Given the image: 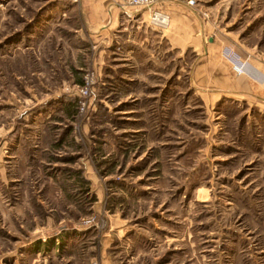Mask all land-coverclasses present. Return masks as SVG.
<instances>
[{"label":"rangeland","instance_id":"374dc122","mask_svg":"<svg viewBox=\"0 0 264 264\" xmlns=\"http://www.w3.org/2000/svg\"><path fill=\"white\" fill-rule=\"evenodd\" d=\"M184 1L264 47V0ZM57 3L0 0V263L264 264V113L146 78L190 62L124 64Z\"/></svg>","mask_w":264,"mask_h":264},{"label":"crops","instance_id":"0c3cea01","mask_svg":"<svg viewBox=\"0 0 264 264\" xmlns=\"http://www.w3.org/2000/svg\"><path fill=\"white\" fill-rule=\"evenodd\" d=\"M54 1L45 0L47 4ZM57 1L52 8H43L49 12L53 9L59 13L62 11L63 15L68 17L74 11L77 12L83 23L78 31H85L83 37H88L94 45L101 48V53H104L105 48L111 47L112 54L124 64L135 63L142 50L146 51L144 60L148 62L153 59L163 63L173 60L190 62L186 72L182 66L168 71L164 64L158 70L149 68L144 74L146 78L158 76L161 81L163 78L166 82L171 75H174L176 80L186 77L192 94L200 97L207 106L212 107L215 102L234 99L246 105L256 106L258 111L264 113V47L251 45L231 32L214 31L210 24L200 17L199 11L186 5L184 0L164 2L156 7L169 16V25L165 30L151 27V12L147 9L121 10L109 0ZM225 47H235L243 56L250 55L245 74L237 75L231 69L230 63L222 55ZM187 53L190 54V59L186 56ZM128 77L126 81L129 83L142 79L138 78L137 73L133 76L128 74ZM168 88L174 89L168 100L177 102L178 97L183 94L179 81ZM133 93L132 90L129 92L132 95ZM133 97L134 100L138 99L136 94ZM167 101L165 103H168ZM111 217L113 228L116 227V221L119 222L117 232L118 236L122 237L124 234L121 231L125 229H122L123 224L120 222L123 218H117L116 214ZM37 247L39 252L46 246L39 243ZM104 253L105 246L102 244V264H110Z\"/></svg>","mask_w":264,"mask_h":264},{"label":"built area","instance_id":"2783aa9c","mask_svg":"<svg viewBox=\"0 0 264 264\" xmlns=\"http://www.w3.org/2000/svg\"><path fill=\"white\" fill-rule=\"evenodd\" d=\"M76 1V0H73ZM113 4L117 5L121 10L127 8H143L150 10L149 23L152 28L158 30H165L169 25V17L167 14L157 10V6L164 2L177 1V0H109ZM189 5H193L190 1ZM223 57L230 63L231 69L237 74H245L249 65V58L240 55L234 47H225L222 50ZM95 84L93 73H89L85 76L80 87H78L79 95L84 99L80 101V110L84 111L86 107V101L91 97V91ZM3 264V263H0ZM91 264H101L98 261H93Z\"/></svg>","mask_w":264,"mask_h":264},{"label":"trees","instance_id":"16d2710c","mask_svg":"<svg viewBox=\"0 0 264 264\" xmlns=\"http://www.w3.org/2000/svg\"><path fill=\"white\" fill-rule=\"evenodd\" d=\"M82 83V82H81Z\"/></svg>","mask_w":264,"mask_h":264}]
</instances>
